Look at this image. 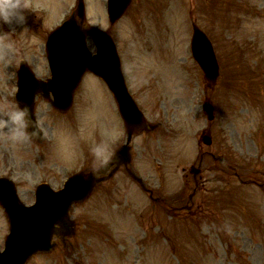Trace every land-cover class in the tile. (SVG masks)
I'll list each match as a JSON object with an SVG mask.
<instances>
[{
    "label": "rangeland",
    "instance_id": "rangeland-1",
    "mask_svg": "<svg viewBox=\"0 0 264 264\" xmlns=\"http://www.w3.org/2000/svg\"><path fill=\"white\" fill-rule=\"evenodd\" d=\"M87 1L86 32L94 50L91 30L108 29L109 20L105 0ZM55 2L51 10L47 4L40 8L46 10L29 12L23 29H0V41L6 42L5 47L0 44V117L17 108L2 97L15 89L6 67L9 52L18 55L12 67L18 68L23 57L39 76L49 74L44 42L76 1ZM129 9L112 34L136 103L148 120L161 122L155 132L134 138L132 166L149 180L159 201H152L122 170L73 207L76 235L29 264H264V192L239 182H248L249 176L264 181V156L256 158V143L264 155V141L255 136L264 116V0H135ZM193 23L215 43L223 67L217 91L207 88L192 55ZM109 94L93 77L79 87L75 107L66 115L39 100L37 118L48 136L44 143L0 134V174L14 166L26 204L35 201L39 183L60 189L67 177L109 161L125 141L118 107ZM206 97L216 99L219 114L213 123L202 110ZM208 127L215 140L212 148L201 142ZM222 150L227 156L223 161H203L194 214L171 216V205L188 203L194 188L183 168L199 164L203 152L218 156ZM7 223L0 206L1 244Z\"/></svg>",
    "mask_w": 264,
    "mask_h": 264
},
{
    "label": "water",
    "instance_id": "water-1",
    "mask_svg": "<svg viewBox=\"0 0 264 264\" xmlns=\"http://www.w3.org/2000/svg\"><path fill=\"white\" fill-rule=\"evenodd\" d=\"M120 2H111L110 4V12L112 14L111 20L114 21L115 19H117L120 14L123 12V8H125V6L121 7L120 6ZM83 8L81 6V10L80 11V17L81 19H83ZM80 26V25H79ZM81 28V26H80ZM80 28H77V26H75V24L73 22H69L68 26H66V33L70 34L71 33H75V35L70 34L69 36L74 38L72 42H70L69 44V48L68 51L66 53H63L64 55L62 56L61 59V69L64 71H66L68 74H70L73 78V81H71L70 83H61V85H63L65 87V101H63V103L61 101L58 102L59 96H57L55 88H54V83L51 82V89L49 86V91H46L44 86L39 87V89H42V91H44L45 96L50 97V91L52 93L55 92V100H53V104L60 108V109H67L69 108L72 102V97H73V91L76 88V86L78 85L81 77H82V73H84V71L89 68L92 71H94L95 73L101 75L102 77H104V79L107 81L108 84H110V87H112V90L114 91V93H116V97L118 98V102L120 104V108L122 111V115L126 121L127 127L129 129V131L131 132L132 130H135L138 126L143 127L145 126L144 124V120L142 118L141 113H139L138 110L135 109V107H133V103H131L130 100V96L127 93V89L125 87V84L122 80V77L120 75L119 72H115V79H118V84H115V86L113 87L112 82L109 80V75L107 73H105L102 70V60H106V54L105 52H109L110 51V43L113 46V43L111 41V39L104 33L102 32H95V42L100 46V52H102L101 56H91L90 53H88L87 49H86V45H85V35L84 33L81 31ZM108 37V38H107ZM114 47H113V51H114ZM201 52H202V60L204 61V56L205 52H206V48L203 46L201 48ZM110 53V52H109ZM51 54H55V50H52ZM116 54V52H115ZM51 65L53 66V70L55 71V73L57 74V70H58V65H59V60L55 59V57H51ZM107 68H110V73H113V69H116L119 71V65H115V64H109L107 66ZM206 73L208 74V78L212 81L215 80V77L213 73H211L210 71L206 70ZM60 75V72H59ZM24 78L21 80L20 84L21 86H23V84L26 82L27 78H31L29 76V74H27V72L24 71ZM57 78V76H56ZM59 79L61 80V77L59 76ZM76 81V83H75ZM75 83V84H74ZM74 84V86H73ZM119 97H118V95ZM121 99V100H120ZM21 106L23 107L24 103H26L29 106L30 109V119H33V112H32V107L33 104L31 102H27L24 100H20ZM131 104L133 107V111L130 110L128 111L127 106ZM208 107V106H207ZM209 108V107H208ZM129 147L124 146L123 148H121L120 152L118 153V156L116 157L121 158V160H128L129 158ZM129 161V160H128ZM127 161V162H128ZM126 162V161H125ZM95 174L91 173L90 175H78L77 177H75V179H77V182L81 185L79 188L77 189H72L70 188V183L67 185V189L62 191L61 193H59L58 196L55 197V202L53 201V199H51L50 204H45L44 205V210H40L41 208L37 209L35 212H33L32 214L33 217V222L31 223V228L29 227V215H27L25 217V215H23L25 217V219L22 220L18 219L17 217H15L13 215V211L16 210L11 203H6V201L0 197V201L7 207V211L10 217V224H11V233L10 234V238L7 242L8 245V251L6 252V254H2L0 255V264H25L26 261L28 260V258L30 256H32V254H34V252L38 251L40 248H42L41 244L44 242V238H46L47 240L50 238L51 236V227L56 224L59 223L62 226H65V216H67V212H68V208L76 201H80L84 198H86L90 192H91V188H93V185L95 183ZM0 186L3 188V184H0ZM4 189L6 190V193L9 195V197L13 198L12 193H8V191L10 190L9 187L4 186ZM14 192V191H13ZM39 195V202H42V195L46 193L45 190H41ZM51 193V192H50ZM52 194V193H51ZM63 194V195H60ZM50 198H52V196H49ZM49 199V198H48ZM14 200V199H13ZM16 201H14L15 203ZM17 205V204H16ZM59 205H61L59 207ZM59 207V208H57ZM20 209V208H17ZM21 212L26 213L25 211L21 210ZM23 214V213H22ZM28 214L31 215V213L28 212ZM20 217V216H19ZM21 218V217H20ZM40 218V219H39ZM42 221V225H40L39 227V223ZM27 223V225L25 224ZM39 227V228H38ZM23 228H24V236L26 237V234L29 233H34L36 231V238H35V242L33 243L34 245L31 247L29 243V239H26V242H22L21 244H19L18 246L16 245L17 242V238L21 237V233H23ZM44 228V229H43ZM68 230V229H67ZM69 231V230H68ZM28 236V235H27ZM29 237V236H28ZM16 245V246H14Z\"/></svg>",
    "mask_w": 264,
    "mask_h": 264
},
{
    "label": "clouds",
    "instance_id": "clouds-1",
    "mask_svg": "<svg viewBox=\"0 0 264 264\" xmlns=\"http://www.w3.org/2000/svg\"><path fill=\"white\" fill-rule=\"evenodd\" d=\"M28 14L26 0H0V29L5 27L9 30L25 28L28 24ZM29 113V106L24 103L23 107L18 106L15 110L4 114L0 117V133L12 140L35 135L36 129L32 132L28 131ZM95 151L106 153V149H96Z\"/></svg>",
    "mask_w": 264,
    "mask_h": 264
}]
</instances>
